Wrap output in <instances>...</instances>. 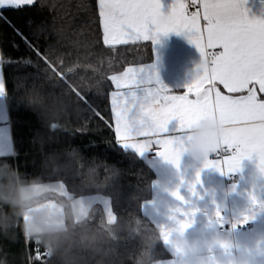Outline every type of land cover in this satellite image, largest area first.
I'll list each match as a JSON object with an SVG mask.
<instances>
[{"label":"trees","instance_id":"obj_1","mask_svg":"<svg viewBox=\"0 0 264 264\" xmlns=\"http://www.w3.org/2000/svg\"><path fill=\"white\" fill-rule=\"evenodd\" d=\"M96 3L36 0L30 7L0 9L1 64L16 152L0 161H7L35 184L60 182L75 197H109L114 223L106 221L100 205L84 219L101 232L105 264H135L146 248L145 232L153 238L147 250L155 264L171 256L142 209L151 198L155 171L149 160L116 143L105 123L112 122L109 93L113 85L108 77L128 66L151 62L153 49L150 42L103 45ZM37 46L40 51L52 49L64 60V79L49 72ZM28 95L39 96L41 102L22 99ZM82 167L95 169L97 183L84 181ZM40 199L61 203L66 222L76 221L65 195L47 192ZM0 247L7 253L8 264H56L52 253L38 240L29 239L22 227L14 229L12 239H0ZM99 258H91L90 264Z\"/></svg>","mask_w":264,"mask_h":264},{"label":"snow or ice","instance_id":"obj_2","mask_svg":"<svg viewBox=\"0 0 264 264\" xmlns=\"http://www.w3.org/2000/svg\"><path fill=\"white\" fill-rule=\"evenodd\" d=\"M34 3L0 0V6ZM96 12L99 40L105 46L130 41H148L153 46L160 34L186 33L203 57L202 71L183 94H172L161 83L155 63L108 77L113 85L109 93L112 122L105 123L116 143L141 155L156 150L179 166L186 142L192 138L186 134L202 120H213L222 127L217 148L226 158L206 160L204 166L235 173L244 159L254 155L258 171L264 174V19L249 18L244 0H174L167 14L161 11L160 0H97ZM36 50L49 72L64 79V60L50 48L40 51L37 46ZM6 93L0 72V96ZM33 100L41 102L39 96ZM173 120L178 124L169 128ZM172 195L183 200L179 191ZM190 223L178 221L179 230ZM163 238L168 241L166 232Z\"/></svg>","mask_w":264,"mask_h":264},{"label":"crops","instance_id":"obj_3","mask_svg":"<svg viewBox=\"0 0 264 264\" xmlns=\"http://www.w3.org/2000/svg\"><path fill=\"white\" fill-rule=\"evenodd\" d=\"M160 2L161 11L164 14L170 12L174 0H160ZM244 6L249 18L264 19V0H244ZM7 7L17 6L4 5L0 6V9ZM138 42L148 41H130L127 44ZM152 49L153 60L146 64L155 63V70L161 83L172 94L186 92L187 86L197 77L196 66L203 61L202 54L190 41L188 34L177 32L160 34L158 42L152 46ZM146 64L131 65L127 68ZM0 72L3 74L1 51ZM207 121L219 127V136L209 145L211 151H218L220 149L217 145L222 136V127L216 121ZM177 124L178 121L173 120L169 123V128H175ZM199 125L186 135L192 136ZM187 145L188 142H186V150L181 154L179 166L160 157L156 150H149L141 155L131 148H124L149 160L156 174L151 198L144 202L142 209L158 229L164 246L171 256L155 264H186L183 249L174 242V236L177 234L186 236L191 242L199 243L197 264H236L233 257L242 250L250 254L257 264H264V174L258 171L255 156L244 159L238 172L225 174L215 167L204 166L206 160L219 159L211 157V154L194 162L187 151ZM11 155L15 156L16 152L5 94L0 96V157ZM224 155L223 158H226V154ZM197 172H199L198 181ZM190 185H194V189L190 188ZM35 189L40 191L41 195L57 192L69 198L76 221L86 219L95 205L102 207L108 223L116 221L111 200L105 195L90 194L75 197L60 182L35 184ZM174 191H179L183 200L173 196ZM43 203L60 217L58 224L66 223V213L62 204L53 200ZM28 219L29 216L25 213L24 221ZM186 219L191 222L190 226L180 231L178 221ZM249 224H254L255 229L241 230V227ZM224 225L231 226L233 230L219 231ZM165 232L168 234L167 242L163 238Z\"/></svg>","mask_w":264,"mask_h":264},{"label":"clouds","instance_id":"obj_4","mask_svg":"<svg viewBox=\"0 0 264 264\" xmlns=\"http://www.w3.org/2000/svg\"><path fill=\"white\" fill-rule=\"evenodd\" d=\"M203 61L195 68V75L202 71ZM28 103L33 98L23 96ZM219 136V127L211 121H202L192 133L187 151L192 160L199 161L210 154L209 145ZM81 176L85 182L97 183L95 169L83 168ZM106 179V178H105ZM40 191L35 189L33 181L26 180L18 170L12 168L7 161H0V239H12L14 229L22 227L29 239H36L42 247L50 251L56 259V264H90V259H96V264H105L102 248V235L99 228L87 220L73 221L60 225V219L51 209L46 207L40 199ZM25 213L29 219L24 221ZM107 228L106 225H102ZM112 229L108 228L109 234ZM146 248L142 249L135 260V264H152L147 250L153 243L152 235L145 232ZM175 244L184 251L186 264H197L199 243L191 242L186 236H174ZM236 264H257L255 259L243 250L234 255ZM0 264H8L7 253L0 247Z\"/></svg>","mask_w":264,"mask_h":264},{"label":"built area","instance_id":"obj_5","mask_svg":"<svg viewBox=\"0 0 264 264\" xmlns=\"http://www.w3.org/2000/svg\"><path fill=\"white\" fill-rule=\"evenodd\" d=\"M210 154H211V157H213V158H223L225 156L223 153L220 152V150H218V151H211ZM254 229H255V225L254 224H249V225H247L245 227H241V230H249V231H252ZM224 230H231L232 231L233 228L231 226L224 225V226H222L219 229V231H224Z\"/></svg>","mask_w":264,"mask_h":264},{"label":"rangeland","instance_id":"obj_6","mask_svg":"<svg viewBox=\"0 0 264 264\" xmlns=\"http://www.w3.org/2000/svg\"><path fill=\"white\" fill-rule=\"evenodd\" d=\"M53 201H55V200H53ZM61 204V203H60Z\"/></svg>","mask_w":264,"mask_h":264}]
</instances>
